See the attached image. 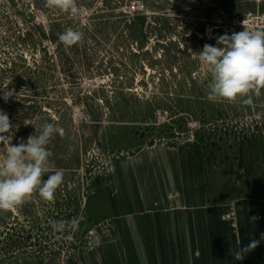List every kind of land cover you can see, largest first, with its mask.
Wrapping results in <instances>:
<instances>
[{"label": "rangeland", "instance_id": "rangeland-1", "mask_svg": "<svg viewBox=\"0 0 264 264\" xmlns=\"http://www.w3.org/2000/svg\"><path fill=\"white\" fill-rule=\"evenodd\" d=\"M79 17L45 0H0V111L12 144L58 124L51 201L33 193L0 211V264L66 260L108 229L119 160L149 147L200 144L220 197L264 194V90L210 102L199 52L222 35L264 30V0H77ZM72 28L73 46L58 40ZM4 145L0 144V154Z\"/></svg>", "mask_w": 264, "mask_h": 264}, {"label": "crops", "instance_id": "crops-1", "mask_svg": "<svg viewBox=\"0 0 264 264\" xmlns=\"http://www.w3.org/2000/svg\"><path fill=\"white\" fill-rule=\"evenodd\" d=\"M208 169L192 142L120 159L109 181L110 224L96 242L66 260L17 264H264V194L220 197Z\"/></svg>", "mask_w": 264, "mask_h": 264}, {"label": "clouds", "instance_id": "clouds-1", "mask_svg": "<svg viewBox=\"0 0 264 264\" xmlns=\"http://www.w3.org/2000/svg\"><path fill=\"white\" fill-rule=\"evenodd\" d=\"M45 6L79 17L77 0H45ZM83 34L72 28L58 33V40L65 46H73L81 41ZM217 45L205 44L198 54L199 61L210 73L207 98L210 102L234 103L247 97L251 103L253 95L260 96L264 90V30H243L231 35H222ZM7 113L0 111V144L4 145L0 154V211L19 207L38 192L44 200L51 201L63 182L64 172L58 169L49 171L50 141L56 134L64 135L58 124L43 122L35 134L27 141L12 144V129ZM255 219V218H253ZM259 244L253 241L245 249H239L236 259L241 260L244 253Z\"/></svg>", "mask_w": 264, "mask_h": 264}]
</instances>
